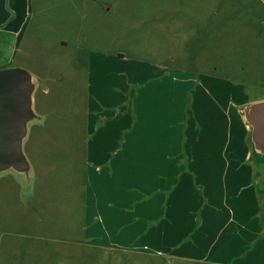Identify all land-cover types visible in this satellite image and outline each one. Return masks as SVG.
Segmentation results:
<instances>
[{"label":"rangeland","instance_id":"1","mask_svg":"<svg viewBox=\"0 0 264 264\" xmlns=\"http://www.w3.org/2000/svg\"><path fill=\"white\" fill-rule=\"evenodd\" d=\"M183 1L187 2L14 1L17 12L27 18L10 66L37 79L34 110L43 120L29 125L24 143L33 170L31 185L27 187L14 172L0 177V264L238 262V255L227 254L224 239L214 232L222 220L214 219L216 206L207 202L210 190L221 191L218 174H182L191 177L193 191L190 188L186 197L199 205L194 213L196 206L190 203L163 205L158 202L161 198L150 200L170 190L158 191L153 180L146 184L144 178L152 174H144L139 166L129 174V183L117 184L122 173H113L110 167L97 172L87 153L111 145L124 148L131 132L130 127L125 130L124 121L134 112L135 139L147 137L134 141V149L167 154L156 157V165L185 166L181 160L193 163L194 157L200 164L225 165L221 150L214 151L213 141L208 145L214 130L207 123L200 127L197 156L192 147L176 140L184 136L183 122L187 125L189 116L199 115L197 97L189 92L198 86L216 98V80L227 79L223 86L237 91V99L247 96L248 102L238 107L240 116L251 100L264 98V32L258 36L257 27L250 26L248 18L246 23V17L227 22L225 14L172 12L174 4ZM208 17L220 28L203 30L202 44L191 42V28L175 27L183 19L190 25ZM183 67H191L193 83L186 82L188 74L179 70ZM207 75L215 80H206ZM149 87L153 88L144 92ZM214 107L207 110L209 115L218 109ZM230 112L237 114V109L231 107ZM108 114L116 122L107 130L98 128V116ZM139 117L147 122L144 129ZM118 135L121 140L112 144ZM176 149L183 150L182 157L170 155ZM250 164L256 172L263 170L264 158L256 166ZM127 192H133V206L128 208V202L121 200ZM164 212L166 217L159 219ZM213 240L215 247H209Z\"/></svg>","mask_w":264,"mask_h":264},{"label":"crops","instance_id":"2","mask_svg":"<svg viewBox=\"0 0 264 264\" xmlns=\"http://www.w3.org/2000/svg\"><path fill=\"white\" fill-rule=\"evenodd\" d=\"M14 1L0 0V70L11 68L10 64L17 58L23 26L27 18V14L22 18L21 11L17 12V3H14ZM169 12H171L170 9ZM172 12L181 14H211V16L225 14L224 17L227 22L234 20L238 22L239 20L244 21L246 17V23L248 18L250 26L254 24L257 27L258 36H261L264 32V0H187L186 3L183 1L174 4ZM183 21L176 23L175 27L179 29L191 28L193 32L189 39L195 45L202 44L205 41V39L199 40L200 34L205 35L204 31L207 32L210 29L220 28V26L212 24L213 20L210 17H208V21L206 22L196 21L190 25L183 24L186 20L183 19ZM188 68L191 69V67ZM188 68L184 69L183 67L179 70L182 73L184 72V74H188L189 79L186 82L191 84L193 81L190 79L192 77L190 74H193V72ZM214 77L213 75H207L205 79L213 81L215 80ZM216 83H218L217 88L213 90L217 94L216 98L215 93L211 92L213 93L212 97L207 96L209 94L203 92L200 88L198 89V86L195 87L194 92H189V95L194 97V99L197 97L195 106H197L199 115H195L194 118L189 116L187 125L183 122L182 134L184 136L178 135L176 140H180L181 143L184 142L188 149L192 147V152L196 155V146L200 143V127L203 123H207L214 130L212 137H210L214 140L210 139L208 145L210 141H213L216 147L214 151L221 150L223 160L227 163H224V166L217 167L215 164L209 166L207 164H200L201 162L195 157L193 163L181 160L180 163L186 164L185 166L182 164L171 168V166L156 165V157H165L167 154L160 150L134 149V141H147L146 136L135 139L134 112L133 117L127 118L124 121L126 125L125 130H128L129 127L131 129V132L125 137L126 143L124 148L114 149V145H111L110 148L105 147L106 151L105 149H103L104 151L88 150L89 161L96 167L95 170L97 172H102V170L110 167L113 173H122L120 179L117 180V184L129 183L132 180L129 174H134L135 167L139 166V170L144 174H152V176L144 178L146 184L150 183V180H153L159 185L158 191H161V188L170 190L167 193L168 195L164 193L159 194L158 192L150 200L161 198L158 202H161L160 204L163 205H185L190 203L196 206L195 210L192 209L194 213H196L199 205L197 202L194 203V199L187 200L186 197L193 191V188L189 187V185L192 186L189 180L191 177L182 174H190L192 172L218 174L222 179V187H217V189H221V191L218 192L213 188V190L209 191L207 198V202L216 206L214 219L217 221L222 220L221 225H216L214 232L217 236H221L224 239L226 243L225 250L228 251L227 254L232 251L234 256L238 255L239 260L235 264H264V187L257 176L255 168L249 162L250 146L247 142L249 132L244 120L238 113V107L247 103L248 99L247 96L243 97V94L239 95L240 97L237 99L234 95V93H238L237 91L230 89V85L229 87L223 86L225 85L224 83H229V80L218 78ZM206 85H208L207 82ZM152 88H145L144 92ZM208 100H211L212 104L206 102ZM259 100H264V98L251 100L250 102L253 103ZM224 103H227L228 106H222ZM214 105L218 107L214 113L217 117L215 116L212 119L211 116L214 115H209L207 110L216 109ZM231 107L237 109V114L232 115L230 112ZM109 116V114L99 115L100 122L97 123V127L101 126L103 130L110 128V125L116 121L115 119H110ZM118 118L122 117L119 116L116 119ZM119 122H122V120ZM138 123L142 124L144 129L147 122H145V119L139 117ZM117 140H121L119 135L114 139L112 144ZM185 145L184 147H186ZM181 151L176 149L170 155L182 157L183 150ZM91 157L93 160H90ZM174 178L176 179L174 180ZM112 179L115 181V177ZM210 179L214 180V178ZM184 184L187 185L185 189L183 187ZM210 184L212 186L214 183L210 182ZM127 188L129 190V185H127ZM121 200L123 203L128 202L125 206L126 208L128 206L132 207L133 192L130 194L127 192V195ZM119 212H123V210L120 209ZM158 216H160L159 219H162L166 217V214L164 212ZM215 244L216 242L213 240L209 244V247H215ZM195 245L198 248L196 242Z\"/></svg>","mask_w":264,"mask_h":264},{"label":"water","instance_id":"3","mask_svg":"<svg viewBox=\"0 0 264 264\" xmlns=\"http://www.w3.org/2000/svg\"><path fill=\"white\" fill-rule=\"evenodd\" d=\"M38 85L35 76L23 68L0 70V177L14 172L24 178L27 187L33 170L24 143L29 125L43 120L34 110ZM240 114L249 132V162L258 163L264 158V100L244 106ZM257 174L264 187V169Z\"/></svg>","mask_w":264,"mask_h":264}]
</instances>
